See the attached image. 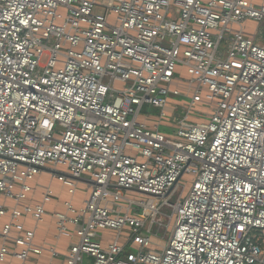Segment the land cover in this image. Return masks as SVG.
<instances>
[{"label":"built area","instance_id":"obj_1","mask_svg":"<svg viewBox=\"0 0 264 264\" xmlns=\"http://www.w3.org/2000/svg\"><path fill=\"white\" fill-rule=\"evenodd\" d=\"M250 22L264 0H0V264H264V46ZM46 172L69 196L48 248L34 234L51 188L20 206Z\"/></svg>","mask_w":264,"mask_h":264},{"label":"crops","instance_id":"obj_2","mask_svg":"<svg viewBox=\"0 0 264 264\" xmlns=\"http://www.w3.org/2000/svg\"><path fill=\"white\" fill-rule=\"evenodd\" d=\"M34 191L30 193L26 200L20 203V206H35L39 205L41 202V195L46 187H50L53 191V197L51 201L45 204L44 208L48 216H46L42 223L37 226V229L34 234V244L43 246L45 248L54 246L53 236L55 233L54 220L51 218V215L57 212L63 211V203L69 199L67 194V189L57 182L56 180H51L48 173H43L42 175L36 177L33 182L30 183ZM85 198V194L79 192L74 198V203L76 206L81 205V201ZM0 204L3 205H12V202L9 200L0 197ZM7 217L0 219V229L7 222ZM21 225H23L25 230H31L34 228V223L32 219L28 216H24L20 219ZM42 225V226H40ZM13 235H20L16 231H12ZM74 243V240L62 239L59 244H57L58 252L63 255L66 253L69 245ZM14 250H17V247H14ZM62 258L54 261V264H60ZM49 255L44 252L40 256L30 255L26 262H21L14 259L11 256H8L6 261L3 264H48Z\"/></svg>","mask_w":264,"mask_h":264},{"label":"rangeland","instance_id":"obj_3","mask_svg":"<svg viewBox=\"0 0 264 264\" xmlns=\"http://www.w3.org/2000/svg\"><path fill=\"white\" fill-rule=\"evenodd\" d=\"M96 12V11H95ZM98 12H100V11H98ZM260 28V31H261V35H259V37H257V40H256V42L258 43V44H260V45H263L264 46V38H263V32H264V23H260V24H255V23H247L246 25H245V33L248 35V36H251V35H253V33H254V29H257V28ZM181 77L184 79L185 78V76L182 74L181 75ZM173 88H176V89H178L179 91H181V92H183L184 90H185V86L180 82V83H175L174 85H173ZM174 100H176V99H174ZM180 102H184V103H187L188 102V100L186 99V98H181L180 99ZM199 111V107L198 108H196L195 109V112H198ZM147 113H149L151 116H153V117H156V115H157V111L156 110H151V109H149V110H147ZM192 119V122H194V123H197V122H201L202 121V118H200V117H198L197 116V114H193L192 115V117H191ZM162 131V130H161ZM163 132L164 133H167V132H165L164 130H163ZM185 187H186V191H187V188H188V185L186 184L185 185ZM186 191L184 192V194L186 193ZM175 199H176V197H174L173 199H172V202H174L175 201ZM69 200V199H68ZM169 213H171V210L170 209H168V208H165L164 210H163V214L164 215H166V217L165 216H163V217H161V219H162V223H163V225H166L167 223H168V218H167V216H168V214ZM40 226H42V225H40ZM156 227H153V229H152V232L153 233H156ZM158 234H159V237H164V240H163V242L164 241H166L167 240V238H168V236H169V234L168 233H165V230L164 229H161L159 232H158ZM125 252H130V253H137L136 252V249L135 248H126L125 249Z\"/></svg>","mask_w":264,"mask_h":264}]
</instances>
